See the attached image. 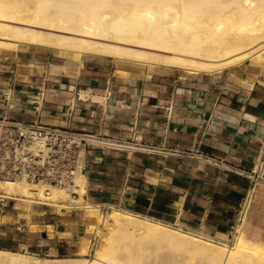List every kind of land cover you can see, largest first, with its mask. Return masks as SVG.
<instances>
[{
    "label": "crops",
    "instance_id": "0c3cea01",
    "mask_svg": "<svg viewBox=\"0 0 264 264\" xmlns=\"http://www.w3.org/2000/svg\"><path fill=\"white\" fill-rule=\"evenodd\" d=\"M39 90L36 112L28 100ZM1 115L140 145L87 149L84 198L226 239L248 183L229 167L250 168L264 134V66L245 60L211 72L150 69L101 55L80 61L34 44L0 47ZM2 200L0 246L77 251L84 235L77 211L39 204L25 211ZM30 222L51 223L53 230H33ZM244 225L248 236L264 241V189H257Z\"/></svg>",
    "mask_w": 264,
    "mask_h": 264
},
{
    "label": "bare ground",
    "instance_id": "6f19581e",
    "mask_svg": "<svg viewBox=\"0 0 264 264\" xmlns=\"http://www.w3.org/2000/svg\"><path fill=\"white\" fill-rule=\"evenodd\" d=\"M29 44L80 61L101 55L150 69L165 65L211 72L245 60L261 67L264 0H0V47ZM86 182L85 172L75 174L73 196L66 187L44 181L0 179V197L19 200L25 211L32 202L59 210L81 206L94 219L83 227L97 237L90 253V240L82 236L78 256H41L0 246V264H264V241L248 236L247 213L223 239L113 203L103 212L99 202L84 198ZM41 227L53 230L51 223L30 222L33 230ZM163 248L182 252L185 259L161 256Z\"/></svg>",
    "mask_w": 264,
    "mask_h": 264
},
{
    "label": "built area",
    "instance_id": "2783aa9c",
    "mask_svg": "<svg viewBox=\"0 0 264 264\" xmlns=\"http://www.w3.org/2000/svg\"><path fill=\"white\" fill-rule=\"evenodd\" d=\"M43 91L39 90L28 102L35 111L43 99ZM10 96L5 95L6 103ZM71 97L67 107H74ZM122 141L100 133L76 130L64 125L49 124L39 119H14L0 116V179L14 180L25 178L32 181H44L60 185L76 196L74 176L85 172L89 167L86 150L93 147H121ZM137 145V144H135ZM135 146L132 148H138ZM231 169L241 171L248 179L247 187L238 202L236 220L251 208L258 188L264 189V134L259 139L258 149L248 169L242 170L234 165ZM47 204L46 202H39Z\"/></svg>",
    "mask_w": 264,
    "mask_h": 264
},
{
    "label": "rangeland",
    "instance_id": "374dc122",
    "mask_svg": "<svg viewBox=\"0 0 264 264\" xmlns=\"http://www.w3.org/2000/svg\"><path fill=\"white\" fill-rule=\"evenodd\" d=\"M3 200L2 201H6L8 205H11V204H15L18 208H21V204L19 203L20 201L17 200V199H13V198H9V197H4L2 198ZM36 204H39V205H43V206H50V207H54L56 208L58 211H60L55 205H51V204H42V203H39V202H32V205L31 207H35ZM20 205V206H19ZM61 209H66V210H75L77 211V213L79 215L82 216V221H83V224H82V228H83V233L84 235L83 236H86L89 240H90V243H91V247H90V253L93 251V246L96 245V241H97V237L95 235V232L93 230H86L83 225L86 223V222H92L94 219L93 217L91 216H86L85 213H84V208H82L81 206H73V207H62ZM101 209L103 212H105L107 209H108V205H101ZM0 220H6V218L4 216L0 217ZM232 236V232H230V234L228 235V238ZM82 236L79 237L78 239V242L80 240ZM20 249V248H19ZM20 250H25V249H20ZM28 251V250H27ZM164 251V253L162 252ZM161 251L160 255L161 256H165L166 258H172V259H178V260H184L185 259V255L182 253V252H178V253H173V254H169L170 252L167 250L166 251V248H163V250ZM31 252V251H30ZM37 255H41V256H68V255H71V256H78L79 253L76 251V252H71V253H57V254H48V253H36ZM154 253H150L149 255V260H152L154 259ZM90 256V255H88Z\"/></svg>",
    "mask_w": 264,
    "mask_h": 264
}]
</instances>
